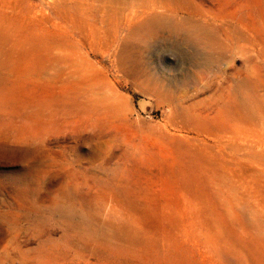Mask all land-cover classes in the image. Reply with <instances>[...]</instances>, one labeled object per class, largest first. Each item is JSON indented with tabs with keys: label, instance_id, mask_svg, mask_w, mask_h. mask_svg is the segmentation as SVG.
Segmentation results:
<instances>
[{
	"label": "rangeland",
	"instance_id": "1",
	"mask_svg": "<svg viewBox=\"0 0 264 264\" xmlns=\"http://www.w3.org/2000/svg\"><path fill=\"white\" fill-rule=\"evenodd\" d=\"M196 1L220 42L255 40L251 68L160 43L136 84L85 38L80 60L0 44V264H264V0ZM71 3L6 13L26 38L72 30Z\"/></svg>",
	"mask_w": 264,
	"mask_h": 264
},
{
	"label": "bare ground",
	"instance_id": "2",
	"mask_svg": "<svg viewBox=\"0 0 264 264\" xmlns=\"http://www.w3.org/2000/svg\"><path fill=\"white\" fill-rule=\"evenodd\" d=\"M9 1L10 0H0V44L8 45V43H11V47L13 48H23V55L26 60L38 57L50 60L54 58L53 54L56 48H60L62 51L71 50L73 52L74 50L77 59L80 60L82 59V51L85 49L83 41V38H85L89 47L93 51L98 48V51L102 55L114 51L115 56H117V62L120 65V72L127 74V76L132 78L136 84H138L140 80L139 78L146 73V68L144 69L141 66L142 63L139 62V59L142 61V56L149 51L151 52V50L157 47L160 43H163L166 46L171 42L170 47L173 50L178 51L184 49V47L188 49L191 46L201 51L204 55V64L201 67L203 68L202 74L204 75L213 72L216 68L218 70V66L222 61L221 59L224 54L231 51L232 53L245 56L248 60L247 65L250 67L254 62V59L249 53H251L253 51L252 49H255L258 45L250 36L244 37L241 34L232 35L231 38L233 37V41L238 40L246 42V45H248L246 50L238 48V46L233 48L230 41L224 40L223 42H220L215 30L209 26H204L201 24L202 22H199L204 12H202L201 9L202 4H198L196 0H74V3H71V12L65 17L66 21L71 24V27L73 28L72 30L66 31L58 27L59 30L53 31L51 34H36L34 31H28L29 33L27 34V37L24 38L18 36L17 33L22 31L21 27L28 23H26L27 21H22V17L21 22L17 24L13 16L6 13ZM241 46L242 45H240V47ZM262 53L264 54V52H261V54ZM145 81L147 82L146 79ZM149 85L151 86V84ZM257 88L254 90L255 93L258 90ZM234 91L236 93L237 90ZM229 92H231V90ZM234 96L236 95L233 92L229 94L230 99H235L232 98ZM178 99L179 98L176 100ZM236 101L237 102H232L233 105H235L234 108H236L237 111H241V108L239 109L236 105L238 100ZM244 110L245 108L243 111ZM254 111L252 112L254 113Z\"/></svg>",
	"mask_w": 264,
	"mask_h": 264
}]
</instances>
